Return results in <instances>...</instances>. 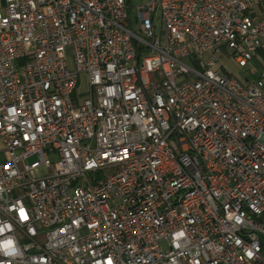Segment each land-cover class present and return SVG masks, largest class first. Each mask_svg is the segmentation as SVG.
I'll use <instances>...</instances> for the list:
<instances>
[{"label":"built area","instance_id":"built-area-1","mask_svg":"<svg viewBox=\"0 0 264 264\" xmlns=\"http://www.w3.org/2000/svg\"><path fill=\"white\" fill-rule=\"evenodd\" d=\"M135 10L0 0V264H264V0Z\"/></svg>","mask_w":264,"mask_h":264},{"label":"rangeland","instance_id":"rangeland-1","mask_svg":"<svg viewBox=\"0 0 264 264\" xmlns=\"http://www.w3.org/2000/svg\"><path fill=\"white\" fill-rule=\"evenodd\" d=\"M148 0H131V16H134L136 13V6L139 4H144L146 3ZM134 30L138 31V27L137 26H133ZM68 62H69V66L72 67L73 66V56H72V52L71 49H68ZM262 62L264 63L263 59ZM220 64L223 66L224 70L231 76L243 81L245 80L248 76H259L260 73L263 70L262 65L257 61V60H252L251 63L246 67V68H242L238 65V63L231 57L228 56H220ZM81 81L79 84V87L76 89L75 92V97L78 96V93H84L88 86H87V81H86V76L83 75L81 76ZM84 95V94H82ZM42 173L41 171H37L36 175L40 176Z\"/></svg>","mask_w":264,"mask_h":264},{"label":"crops","instance_id":"crops-1","mask_svg":"<svg viewBox=\"0 0 264 264\" xmlns=\"http://www.w3.org/2000/svg\"><path fill=\"white\" fill-rule=\"evenodd\" d=\"M254 60H257L261 65H262V67H264V63L262 62V56L261 55H257L256 57H255V59ZM264 61V60H263ZM249 77V76H248ZM247 79V78H246ZM245 79V80H246Z\"/></svg>","mask_w":264,"mask_h":264},{"label":"trees","instance_id":"trees-1","mask_svg":"<svg viewBox=\"0 0 264 264\" xmlns=\"http://www.w3.org/2000/svg\"><path fill=\"white\" fill-rule=\"evenodd\" d=\"M128 5H129V7H131V0H128ZM259 55H261L262 56V59L264 60V53L263 52H259ZM253 76L251 75V78H252ZM247 79H249V77H247Z\"/></svg>","mask_w":264,"mask_h":264}]
</instances>
